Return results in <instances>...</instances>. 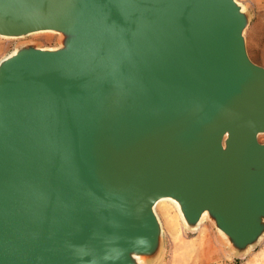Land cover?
I'll use <instances>...</instances> for the list:
<instances>
[{
  "label": "water",
  "instance_id": "95a60500",
  "mask_svg": "<svg viewBox=\"0 0 264 264\" xmlns=\"http://www.w3.org/2000/svg\"><path fill=\"white\" fill-rule=\"evenodd\" d=\"M248 23L238 0H0L1 36L58 34L0 58V264H151L164 197L233 253L257 245L264 66Z\"/></svg>",
  "mask_w": 264,
  "mask_h": 264
},
{
  "label": "rangeland",
  "instance_id": "374dc122",
  "mask_svg": "<svg viewBox=\"0 0 264 264\" xmlns=\"http://www.w3.org/2000/svg\"><path fill=\"white\" fill-rule=\"evenodd\" d=\"M238 1L249 14V23L245 29L249 56L256 63L264 66V0ZM29 35L24 38H5L0 35V58L13 50L18 41L28 38H30L28 40L38 42L41 46L58 44V34L53 31H40ZM260 139L264 141V133L260 135ZM160 203L156 205V211L162 223L163 246L160 256L151 264H189L190 262L191 264H264V236L257 245L246 253L238 255L226 246L209 219L204 218L197 229L190 230L186 227L177 205L171 201ZM205 215L203 213L202 217Z\"/></svg>",
  "mask_w": 264,
  "mask_h": 264
},
{
  "label": "bare ground",
  "instance_id": "6f19581e",
  "mask_svg": "<svg viewBox=\"0 0 264 264\" xmlns=\"http://www.w3.org/2000/svg\"><path fill=\"white\" fill-rule=\"evenodd\" d=\"M33 34H34V33H33ZM33 36H34V35H33ZM27 37H28V36H27ZM29 37H30V35H29ZM31 37H32V36H31ZM5 38H6V37H5ZM12 38H14V37H12ZM28 39H30V38H28ZM10 40H11V39H10ZM12 40H13V39H12ZM4 44H5V43H4ZM4 44H3V45H4ZM7 45H8V44H7ZM3 48H4V47H3ZM0 52H1V51H0ZM4 57H5V56H4ZM4 57H3V58H4ZM1 60H2V59H1ZM1 60H0V61H1ZM162 201H171V202H173L175 205H177V206L180 208L179 202H178L177 200H175L174 198H171V197H164V198L159 199V200L157 201L156 205L161 204L160 202H162ZM156 205H155V206H156ZM204 213H206V212H204ZM199 239H200V237H199ZM200 240H201V239H200ZM196 242H197V241H196ZM200 242H201V241H200ZM193 243H195V242H193ZM201 243H203V242H201ZM207 243H208V242H207ZM209 243H210V241H209ZM203 244H204V243H203ZM211 244H212V243H211ZM204 246H205V245H204ZM204 246H203V247H204ZM193 247H194V246H193ZM206 247H208V246H206ZM194 248H195V247H194ZM197 248H198V246H197ZM187 250H188V249H187ZM190 251H191V250H190ZM190 251H189V252H190ZM192 251H193V250H192ZM192 251H191V252H192ZM207 251H208V250H207ZM186 252H187V251H186ZM191 252H190V253H191ZM195 252H196V250H195ZM205 252H206V251H205ZM190 253H189V254H190ZM202 254H203V253H202ZM186 255H187V254H186ZM191 255H192V253H191ZM137 256H139V255H137ZM195 256H196V255H195ZM195 256H194V258H195ZM208 256H209V255H208ZM184 257H185V256H184ZM194 258H193V259H194ZM208 258H209V257H208ZM188 259H189V258H188ZM191 261H193V260H191ZM195 262H197V261H195ZM202 262H203V261H202ZM212 262H213V261H212ZM198 263H199V260H198ZM205 263H206V261H205ZM189 264H191V262H190ZM209 264H210V263H209Z\"/></svg>",
  "mask_w": 264,
  "mask_h": 264
}]
</instances>
